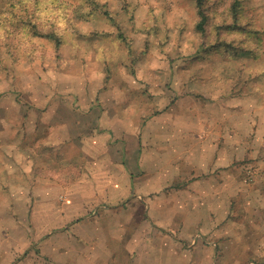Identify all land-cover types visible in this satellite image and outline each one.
I'll return each instance as SVG.
<instances>
[{
  "label": "rangeland",
  "instance_id": "1",
  "mask_svg": "<svg viewBox=\"0 0 264 264\" xmlns=\"http://www.w3.org/2000/svg\"><path fill=\"white\" fill-rule=\"evenodd\" d=\"M232 1H205V37L195 0H0V264H81L75 253L69 262L49 256L80 240L59 231L56 217L76 208L82 218L95 213L89 229L111 223L104 243L113 264H264V194L253 169L264 147L253 115L264 102V0H240L235 30L225 28ZM193 114L222 124L233 170L242 168L227 217L191 201V226L166 185L164 195L146 197L142 218L108 210H135L133 193L76 201L91 181H152L121 162L125 148L156 149L146 135L159 119L169 129ZM47 226L56 230L48 242L38 232Z\"/></svg>",
  "mask_w": 264,
  "mask_h": 264
},
{
  "label": "crops",
  "instance_id": "2",
  "mask_svg": "<svg viewBox=\"0 0 264 264\" xmlns=\"http://www.w3.org/2000/svg\"><path fill=\"white\" fill-rule=\"evenodd\" d=\"M257 94L255 93V95ZM254 106L253 115L254 117L256 116L255 118L258 121L257 128L254 124L255 132L261 144L264 145V134L260 133L262 126L264 128V102H256ZM164 120V118L159 119L155 125L157 129L147 132L148 135H146L151 138L152 143L157 145L156 149L149 144L145 145L146 148L139 147L136 152H133L134 149L126 147L125 150L127 152H124L120 158L121 162L125 161L131 165L130 169L143 171V173L149 171L151 176L150 179L147 177L146 180L152 181H91L92 191L81 192L80 196L77 195L76 201L81 203L83 201L96 200L99 198L98 193L104 190L106 194L111 190L114 196L119 193V201L128 200L133 193V199L129 201H135V210L129 211L125 207L118 209L110 207L108 210L114 214L122 211L129 213V215L131 214L132 217L142 218L143 204L146 203V197L157 196L159 193L164 195L167 187V192L174 191L175 201L178 203L179 209L186 213V220L191 221V226L198 224L194 220L197 214L187 208V204L191 201H197L199 210L200 206L206 203V209L209 208L210 212L214 213L213 215L218 216L220 214L227 217L231 201H234L235 197L241 193L245 178L241 174L242 168L239 169L236 165V170H233L235 169L233 164L236 161L234 158L229 159L228 149L222 144L223 138L228 137L227 134L223 135L222 124L218 126L210 123L206 124V121L193 114L189 115V117L185 116L183 121L176 120L172 127L165 129L162 125ZM165 135L171 136L169 142H167V147L165 145L166 140H163ZM239 148L236 151L237 159L244 157V152H241ZM259 151L260 154L256 155L257 157L253 161V169L255 170V186H257V192L262 196L264 194V147L260 148ZM201 176L205 177L201 178ZM207 176L209 180L205 181ZM230 176H235V181L239 182L235 184L230 182ZM128 178L127 175L126 179ZM140 178H142V175L137 179ZM166 179L168 180L167 183L165 182ZM78 182L87 181H76V183ZM122 183L125 185L123 192L119 189ZM72 184L71 182L70 186ZM154 185L157 187V191L153 190ZM123 193L125 197L122 196ZM194 198L195 200H192ZM81 207L83 208L82 204L79 208ZM72 210L75 209H70V211L63 210L57 213L56 217L59 218L60 216V219L63 220L62 229L59 231L65 230L64 233L70 235L73 233L72 237L76 234L80 240L75 243L71 242L66 246L60 245L59 247L56 245L53 248L54 252L51 251L49 256H52L57 263L60 260L69 262L68 258L73 257L75 253L77 261L81 264H113V259H111L112 256L110 255V244L104 243L110 242L111 235L114 234L111 223L100 229H89L88 226L93 222L88 221V218L94 217L95 213L82 218L80 217L81 209L77 210L76 208L74 213H72ZM204 211L206 210L204 209ZM41 214H44L45 220L48 217H53L48 211ZM45 224L47 225L48 222H45ZM209 225L204 224L205 227ZM136 229L138 232L139 230L143 232L142 228ZM55 231H50L47 226L46 229H39L38 232H45L43 235H45L44 238L48 242V235ZM100 233H103L104 241H97ZM90 239H93L95 243L87 242ZM88 243L90 244L86 247ZM49 249L51 248L48 247L47 252Z\"/></svg>",
  "mask_w": 264,
  "mask_h": 264
},
{
  "label": "trees",
  "instance_id": "3",
  "mask_svg": "<svg viewBox=\"0 0 264 264\" xmlns=\"http://www.w3.org/2000/svg\"><path fill=\"white\" fill-rule=\"evenodd\" d=\"M196 1V8L198 10V15H199V22L197 23V30L200 32L201 35L207 37L209 35V21H210V16L207 13V10L205 8V1L206 0H195ZM240 0H233L232 3L230 4L229 7V19L225 20V28L230 29V30H235L239 28V22L241 20V6H240ZM222 31V28L220 27L218 30V33L220 34ZM217 32V31H216ZM36 34L50 38L55 40L57 42V45H60V40L57 37V35L53 32H46L42 33L36 28L35 31Z\"/></svg>",
  "mask_w": 264,
  "mask_h": 264
}]
</instances>
